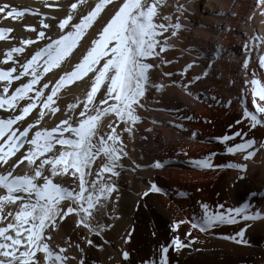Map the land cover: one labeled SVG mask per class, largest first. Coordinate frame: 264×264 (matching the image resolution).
<instances>
[{"label": "snow or ice", "instance_id": "6c2138e0", "mask_svg": "<svg viewBox=\"0 0 264 264\" xmlns=\"http://www.w3.org/2000/svg\"><path fill=\"white\" fill-rule=\"evenodd\" d=\"M165 3L166 0H122L114 15L91 40V47L82 59L54 82L50 77L44 80L45 76L59 69L72 55L88 29L109 5L117 7L113 0H97L94 7L89 6L86 15L82 14L81 6L86 5L87 0H71L66 15L59 20L55 16L32 11L33 15L44 17L39 29L25 26L26 30L36 33L35 38L21 39L19 46L9 48L0 60V110L7 114L0 116V169H6L0 172V190H3L0 194V264H86L85 247L73 242L71 236L63 247L54 243V235L62 226L67 227L64 222L73 218V230L81 233L83 244L102 248L89 237H102L113 227L100 223L99 217L105 214L109 203L115 211V204L120 200L117 182L121 173H135L144 168L163 169L169 163L155 160L142 165L133 160L134 167L126 169L123 161L131 158L122 138L125 132L133 138L135 126L141 121L138 110L145 108L150 91L161 92L168 86L157 83L153 79L155 73L162 72L168 78L176 75L163 71L162 65L172 61L166 60L162 54L173 47L169 41L178 37L184 26L179 17L173 22L171 15H161V7ZM256 4L264 8V0H256ZM46 6L52 7L47 0ZM26 11L29 10L0 4V15L5 19L19 20ZM177 11L183 14L186 9L181 5ZM77 17L78 21L73 22ZM46 20H57L58 38L46 34L51 27ZM13 31L12 28L0 27V41L15 39L11 36ZM40 41L45 43L40 46ZM32 45H37L38 50L21 61L19 56ZM261 45H264V35L245 42L242 67L246 73L254 50L259 67L264 69ZM196 51L199 57V50ZM221 52L222 49H215L208 69L213 67ZM194 63L187 64L180 75L184 76ZM4 65L10 66L5 68ZM208 75L205 70L203 76ZM251 75L253 78L245 79L244 83L251 85L252 110L248 107L247 96L242 95L243 116L242 120L236 121L237 125L247 122L248 130L230 125L227 133L214 137L226 146L228 154H239L243 162L216 164L213 154H209L194 161L197 168L214 171L236 169L239 172L237 178L243 180L249 170L247 162L258 153L264 156V140L258 141L251 135L252 130L264 129V84L256 78L255 72ZM200 79L201 76H196L190 83ZM77 81L88 85V90L83 100L68 106L72 115L65 114V118L51 129L39 127L45 116H55L61 111L56 103L58 93ZM176 83L172 81L173 85ZM180 86L187 90L189 85ZM45 90H48L47 95ZM231 104L228 101L225 106L230 107ZM78 108L77 116L75 110ZM35 110H38L37 116L28 121ZM73 116H77L75 122ZM105 117H110V120L105 122ZM186 118L193 119L192 116ZM205 123L210 124L211 121L206 120ZM121 124L124 125L122 129ZM176 127L183 129L184 125L181 123ZM196 136V132L191 133V138ZM21 165L30 169L31 174H14ZM65 176L78 180V190L55 182L57 177ZM147 183V190L138 193L141 199L152 193L167 195L157 183L151 180ZM113 193H116L115 198ZM201 212L198 218L174 220L171 231L179 233L181 226L187 224L189 230L184 235L192 237V230L210 234L220 225H236L243 221L234 235L222 238L237 245L250 246L249 230H264V210H255L250 203L235 208H226L224 204L213 208L202 203ZM134 232L132 228L121 237L125 244L132 243ZM152 235L155 237L156 233ZM199 242L198 237L185 242L180 235H174L168 245L160 246L158 264H169L170 250L179 254ZM73 250L79 258L71 254ZM121 254L124 262L133 264L129 251Z\"/></svg>", "mask_w": 264, "mask_h": 264}, {"label": "bare ground", "instance_id": "6f19581e", "mask_svg": "<svg viewBox=\"0 0 264 264\" xmlns=\"http://www.w3.org/2000/svg\"><path fill=\"white\" fill-rule=\"evenodd\" d=\"M32 1V3H22L14 7L21 10L31 5L40 11L44 9L46 0ZM51 1L55 2V0H47V3ZM236 1L239 4L242 3V0ZM70 2L67 0L68 4ZM96 2L97 0H93L91 4L88 3L94 7ZM181 5L186 9L183 14L177 11ZM244 6L241 5L235 13V18L232 20L230 18L225 32L220 31L219 28L223 29V20L228 19L231 0H171L170 7L161 11V15H171L173 22L179 17L180 23L184 26L178 37L169 41L173 47L162 54L166 60L172 61L171 64L162 65L163 71L174 72L176 75L168 78L163 76L162 72L155 73L153 79L157 83H164L168 86L161 92L155 89L150 91L145 108L138 110L141 121L138 123L134 139L123 133L122 138L126 144V151L131 158H125L123 163L126 169L134 167L133 160L142 165L155 160L169 163L163 169L144 168L135 173L131 171L121 173V178L117 182L120 187V200L115 204V211L113 212L112 203H109L105 214L99 217L100 223L111 224L113 227L108 229L102 237H89L95 243L102 245V248L97 249L83 244L81 233L73 230L74 219L71 217L64 222L67 227L62 226L61 230L54 235L55 244L63 247L65 240L71 236L73 242L81 243L85 247L86 264H127L122 259V251L130 252L133 264H150L152 261L158 264L160 246L168 245L174 235H180L185 242L195 237H198L200 242L191 248L184 249L179 254L170 250L169 264H264V230H249L247 238L251 241L250 246L237 245L222 238L225 235H234L244 223L243 221L236 225H220L210 234L192 230V237L184 235L189 230L187 224L181 226L179 233L171 231L174 220L198 218L202 214V203H207L213 208L219 204H224L226 208H235L244 203H250L255 210H264V156L258 153L257 157L247 162L249 170L243 180L237 178L239 172L236 169L205 170L197 168L194 163L209 154H213V162L216 164L243 162L239 154L236 156L228 154L225 151L226 146L218 143L214 137L227 133L230 125H235V128L242 127L245 131L249 127L247 122L237 125L236 121L242 120L243 116V105L240 99L242 95L247 96L248 107L252 110L251 85L247 90L238 89L230 84L235 80L244 82L242 78L237 77L239 74L246 75L249 80L252 79L249 78L250 67L247 73L243 68L239 73L237 64L233 63L230 57L228 61H224L223 57L224 54H229L227 49L230 47L235 49L229 46L228 35L233 29L238 32V21L242 22L245 19L242 13ZM81 11L83 14L84 10ZM257 11L264 13V8L257 7ZM64 13L48 14V16H55L58 20L59 17L63 18L67 12ZM217 14L219 17L215 16ZM42 19L43 16L38 17L35 23L27 12L19 20L5 19L0 15V27L14 29L11 36L15 37V39L0 41V60L9 48L19 46L21 39H34L36 33L26 30L25 26L39 29ZM57 20H50L51 27L46 30V34L53 38H58L60 35L55 27ZM250 23L252 24V21ZM212 31L219 33L218 44L213 43ZM44 43L45 41L39 42L40 46ZM214 45H217L216 48ZM90 47L91 44L87 41L82 42L78 55H83L82 49L86 50ZM217 48L222 49V52L213 67L208 69L207 65L212 62L210 57ZM36 50H38L37 45L26 47L25 53L21 54L19 59L24 61L30 58ZM196 50H199V57ZM71 56L63 62L59 69H54L52 73L45 76L44 80L50 77L53 81L55 77L59 78L63 75L64 71H71L74 64L69 61ZM82 57L79 58L82 59ZM193 61H195L193 68L181 76L180 73L184 71L187 64ZM257 63L258 55L254 50L251 60V64L254 65L253 70L257 67ZM8 66L10 65H4L5 68ZM205 70L209 72L207 77L203 76ZM216 70L224 77L223 84L218 79ZM255 73L256 78L264 84L261 68L258 67ZM196 76H201V79L190 83ZM173 80L177 81L175 85L172 84ZM43 82L42 80L41 84ZM181 84H188L187 90L180 86ZM226 92L228 98H225L224 93ZM47 93L48 90H45L46 95ZM61 94V92L58 93L56 101L60 109L63 108L62 105H65ZM212 96L217 99H207ZM228 101L232 102L230 107L225 106ZM79 110H75L77 116ZM37 112L38 110L33 111L27 120L32 121L37 116ZM58 113L55 116H45L41 124H47L50 128L55 127L62 119V113H59L61 117H58ZM6 115L0 110V116ZM69 115L72 113L70 112ZM77 116H73V120H76ZM188 116H192L193 119L188 120L186 118ZM206 120H210L211 123H205ZM107 121L105 117V122ZM181 123L184 125L183 129L176 127ZM192 132L197 133L194 139L191 138ZM251 135L258 141L264 140V129L252 130ZM5 170L0 169V172ZM57 179L58 183L64 187L78 190L76 178L65 176L57 177ZM149 180L162 187L167 195L152 193L148 198L141 199L138 193L147 190ZM115 196L116 193H113V198ZM114 217H119V219ZM132 228L135 229L132 243L125 244L121 237ZM153 233H156L155 237ZM71 254L79 258L75 250Z\"/></svg>", "mask_w": 264, "mask_h": 264}, {"label": "rangeland", "instance_id": "374dc122", "mask_svg": "<svg viewBox=\"0 0 264 264\" xmlns=\"http://www.w3.org/2000/svg\"><path fill=\"white\" fill-rule=\"evenodd\" d=\"M69 1H71V0H69ZM92 1L93 0H87V3L89 2L91 4ZM32 2H33L32 0H8V1L7 0H5V1L4 0H0V4L7 3V4H9V5L13 6V7L16 6V5H22V3H32ZM89 3L86 4V5H82L81 6V10H84L83 14H85V15L90 10V7H89L90 4ZM113 3L117 7H113V5H109L104 10V12L101 13L100 17L96 20V22L92 25V27L88 29L87 34L80 41L78 47L74 50L75 52L73 51V54L70 57L71 59L69 60V61H71L72 64L74 63L73 66L81 60L79 57L80 56L82 57L83 55H85L87 50L89 49V48L86 49V50L82 49L81 53L83 52L82 53L83 55L79 56L78 52L80 53L79 49H80L81 43L84 42V41H87L88 43L91 44V40L96 38V36L98 35L99 31L102 30V28L106 25V23L111 18V16L114 15V12L117 10L118 6L122 3V0H113ZM170 3H171V0H166V3L161 7V11L163 12L164 10L169 8L170 7ZM47 4L52 5V7H48L45 4L44 9L42 11H40L37 8L32 7L30 5V6L22 8L21 10H29V11H26V12L30 14V17H32L33 22L36 23L38 17H40L42 15H33L32 11H38L39 13H43V14H46V15L54 14V13L56 15L57 14L59 15V14H63L64 12L66 13L68 11L69 6H70V4L67 3V0H55V2L51 1V3H47ZM241 5H245L244 9L242 10L243 11L242 13L245 16V19H243L242 22L238 21V28H237L238 32H236L233 29V30H231L230 34L228 35V37L230 39L229 40V42H230L229 46L235 47V49H231V47H230V49H227V53H229V54H224V56H223L224 57V61L225 60L228 61L229 57H230L231 61L233 63L237 64L239 73L242 71L243 59L245 58V53L243 51V46H244L245 42H251L252 38L255 37V36L264 35V20H263L264 19L263 18L264 17V13H261V12L257 11V7L258 6L256 4V0H242L241 4H239V2L236 1V0H231V10L230 9L228 10V12H229V16H227L228 19H224L223 20L224 21L223 29L219 28L220 31H223V32L226 31V29L228 27V23H229L228 21L230 20V18H231V20L233 18H235V15H236L235 13H237V11L241 8ZM189 9H191V8H189ZM62 11H63V13H62ZM215 16L219 17L218 14L215 15ZM59 19H62V18L59 17ZM78 19L79 18L77 17V19L74 20V22H77ZM249 20H250V22L252 21L253 26L249 22ZM213 21H215V20H213ZM45 22L50 24V20H46ZM212 33L214 34V35L211 34V38L213 39V43L218 44L219 40H217V39H218L219 33H217L216 31H212ZM231 42H233V43L231 44ZM214 46L216 48L217 45H214ZM260 53L264 54V45H261ZM253 66L254 65H252L251 62H250V64H249V67H250V70H249V75L250 76H249V78H253L251 73L257 71V68L259 67V63H257V67L254 70H253ZM216 71H217L216 73H217L218 79L221 80V83L223 84L224 83V77L221 75V73H218V70H216ZM261 75L264 78V70H262V69H261ZM238 76H239L240 79L242 78L244 81H245V79H248V77L246 75H240L239 74V75H237V77ZM56 79H58V77H55L53 79V82ZM230 85H232L233 87L236 86V87H238V89L245 88L247 90L250 87V85L246 86L245 83L242 82V80L241 81H236L235 80ZM87 90H88V85L84 84L82 81H77L75 84H72V85L66 87V89H62L60 91L62 93L61 94V98H62V96L64 97V102L63 103H65V105H62L63 108H61V111L59 112V113H62V117H61V114H59V113L57 114L58 117L60 116L62 119H64L65 118L64 114L69 115L70 112H68V106L71 105V104L77 103L80 100H83L85 98ZM224 95H226L225 98H228V96H227L228 93L227 92L224 93ZM229 97H230V95H229ZM81 107H82V105H81ZM109 119H110V117H106V120H109ZM73 121L75 122V120H73ZM40 126H41V128L46 126L47 128L51 129L49 127V125H47V124H40L39 127ZM137 126H138V123L135 126L134 134H133V138L132 139H134V137H135V135L137 133ZM120 127L123 128L124 125L121 124ZM124 134L128 135V133H126V132ZM24 166L25 165H21L20 168H18L16 170V173H14V174H21L22 175L25 172H28V173L31 174V170L28 169L26 166L25 167ZM20 172H22V173H20ZM55 182H58L57 178H56ZM1 191L2 190H0V193H1Z\"/></svg>", "mask_w": 264, "mask_h": 264}]
</instances>
